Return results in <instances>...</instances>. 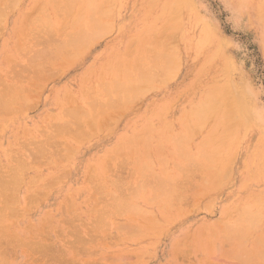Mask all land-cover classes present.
I'll list each match as a JSON object with an SVG mask.
<instances>
[{"label": "rangeland", "instance_id": "1", "mask_svg": "<svg viewBox=\"0 0 264 264\" xmlns=\"http://www.w3.org/2000/svg\"><path fill=\"white\" fill-rule=\"evenodd\" d=\"M86 1L88 0H77L71 5L70 0H0V114H6L0 116V188L11 190V187L16 186L13 184L15 176H11L14 177L13 181L9 177L14 174V169L20 170L14 166L19 167L21 163L25 166L26 162L31 160L29 166H22L25 168L21 170L23 174H19L20 179L24 181L23 184L18 178L19 182L15 180L18 182L16 190L13 188L11 191L6 190L7 193L10 192L9 194L0 190V200L3 196L0 201V264H264V250H262L264 249V19L257 17L254 9L245 4L244 0L179 2L178 5L182 4L179 8H182L180 24L183 33L195 36L203 30H207V33L211 31L208 35L213 40L214 46L218 49L220 47L221 60L213 68H205L204 61L187 47L183 36L176 32L178 27L175 23L167 21L170 20L167 17L168 11L163 9L168 0H116L115 4L111 1L108 3V0L106 1L108 4H104V0ZM101 1H104V6L102 4L101 8L105 9L106 5L109 8L105 9L106 14L113 10L112 5L115 6L114 12L108 14L106 19H104L105 11H102L103 19L100 16L101 8L98 7ZM94 2L99 3L98 7ZM86 3L89 4L85 5ZM89 5L92 6V10ZM80 7L84 10H82L83 15L80 12L82 15L80 18L83 17L84 22L89 20L93 24L99 21L100 29L103 25L113 23L111 26H106L108 29L103 28L105 37L101 35V31H97L98 34L93 31L94 27H98L96 23V26L88 28L95 32V36L100 35L101 38H91L89 31L85 32L90 30L87 28L79 34L88 41L82 44L72 23L76 19V24L83 20H78ZM98 9L100 11H97ZM95 12H98L100 18ZM93 14L94 17L91 16ZM203 25H208L209 27L206 26L208 29L206 27L203 29ZM170 34L173 35L170 36L172 40L162 39L165 38L164 36L169 37ZM70 36L69 41L74 43L73 45L67 43ZM74 36L79 37L80 40L78 38L75 40ZM66 37L68 38L64 41ZM173 37L177 41H173ZM152 40H162L165 43L171 41L169 44L176 46L179 44L180 47H176L178 49H176L178 54L176 60L181 66L177 69L179 72L176 71L178 73L174 75L172 71L176 69L170 71L171 69L164 68V73L168 80L170 79L168 81L163 72L155 68L154 81L158 83L154 82L150 85L154 86L155 90H150L149 86L144 94L143 90L142 97L139 95L141 92H129L132 95H129L128 99L133 100L134 103L128 99L123 100L117 95L113 96L116 90L112 93L106 90L107 81L114 86L115 79L120 80L122 77L125 79L126 76L122 74L126 71L130 73L129 77L132 73L137 75L138 68L131 73L132 63L135 64V68L140 66L141 69L143 67L140 59H144L142 63L153 64L155 56L150 53L149 47L144 48V45L151 44L153 48L162 43L161 41L153 43ZM176 50L174 49V52ZM137 53L140 59L135 56ZM117 58L122 61L119 62L121 75L115 68L116 65L118 67ZM135 58L139 59L140 65L134 62ZM126 60H129L130 66ZM124 63L129 66L127 68L130 72L124 68L126 67ZM108 64H111L112 69L110 65L107 66ZM174 66L177 67L178 62ZM101 68L102 72H100ZM122 68L126 71L122 72ZM223 70L229 72V78L236 91L247 100L246 114H250L252 122L251 127L241 132L238 142L231 143V146H235L224 155L221 165L214 168L217 170L214 174L211 164H207L211 168L205 166L206 163L199 165L198 161H189L187 164L173 156L167 144L158 150L155 142L158 139L166 141L167 136L161 137L158 134L167 127L171 129L174 127L172 130L180 131L184 112L189 111L193 103L195 104L203 93L212 88L214 83L220 82ZM117 73L120 79L116 76ZM135 75L133 74V77ZM159 75H164L166 80ZM170 75L172 78L169 77ZM123 78L121 80H124ZM102 79L103 82L106 81L103 83L104 86L99 84ZM160 80H164L165 84L162 82L160 84ZM92 88L96 92L92 93ZM123 88L121 90L127 91V87ZM87 89L94 94L93 96H97V99L91 97L98 102L94 104V101H90L91 97L88 98ZM97 90L102 96L97 95L99 93ZM83 92H86L85 96L82 95ZM103 94L113 99L112 104L118 105L117 108L111 107L112 104H108L111 102L107 101L103 108L112 109L106 111L100 109L104 104L101 102L97 105L99 99L106 100ZM18 96L22 97L19 99ZM24 98L28 99L26 103L23 102ZM22 99L24 100L20 101ZM8 100L9 103H6ZM15 101L19 103L16 104ZM88 101L96 116L92 115ZM22 103L23 106L24 103L26 104L25 108ZM121 103H128L130 106ZM11 106L20 111L13 113L16 110L11 109ZM69 106L73 107V111L68 108ZM74 107L82 115L81 119L78 116L68 118L74 113ZM98 108L100 112L102 110L104 112H97ZM81 110L87 115L89 112V120ZM67 113L69 114L66 117ZM97 116H99L98 120ZM211 122L215 124L214 121ZM65 130L67 133H64ZM74 131L81 132L82 138L79 137L78 132L77 136L68 135L69 132L74 133ZM146 131L150 138V142H146L149 149L147 155L142 152L146 150L143 148L146 145H142L143 140L140 136ZM87 132L90 133L86 136L88 139L84 137ZM207 132L208 127L198 135H193L191 141H201ZM131 137L134 144L136 146L138 144V149L136 146L134 148V144L132 145ZM138 138L140 143H136ZM130 145L133 146L132 149ZM43 147L46 150L45 154ZM117 147L121 156L117 152L115 154ZM134 149L138 151L136 152L139 161L136 160V152L132 151ZM35 151L37 153L40 151L42 155L36 157ZM124 151L131 152H128V155L125 152V156ZM161 157L163 162L165 160L164 165L160 162L162 159L159 160L160 164L158 162ZM198 160L200 162V159ZM152 161L153 165L150 163ZM142 164L146 169L141 167ZM181 164H184L186 169ZM28 167L33 169L29 170ZM163 169H166L168 175L166 177L172 180L170 185L174 189H171L170 196L168 195L166 199V201L170 200L167 201L170 204L164 200L159 201L157 205L154 203L158 200L152 202L149 198L147 200V197L152 195L151 187L158 185L159 188L161 185L159 177L162 179L165 177L164 172L161 171ZM157 175L159 176L155 182ZM140 179L144 182L147 180V184L150 183L148 185L150 188L143 186L146 187L143 196L140 186L137 185L139 192L133 191L136 190L133 187ZM6 180L11 181L14 186ZM173 193L176 194V198L173 197ZM133 195L137 198L132 199ZM118 198L121 200L130 198L126 203L131 201L129 203L131 205L136 202V206L130 207L127 203L131 211L126 208L127 211H124L120 205L124 201L119 203ZM115 202H118L122 209L118 208L121 216L116 213L113 215L114 210L115 212L118 210L113 206L114 204L112 205ZM5 203L7 206L10 204L9 207L12 209L4 206ZM118 203L117 207H119ZM135 207L138 211L132 210L136 209ZM246 208L251 209L248 214L255 209L259 212L255 217L256 220L253 216L252 219H248V221L254 220V224L252 221L246 222ZM248 229L250 231H247ZM232 232L233 235L230 234ZM240 235L246 238L239 237ZM234 250L236 254L232 255ZM242 250L244 256L239 252Z\"/></svg>", "mask_w": 264, "mask_h": 264}, {"label": "bare ground", "instance_id": "2", "mask_svg": "<svg viewBox=\"0 0 264 264\" xmlns=\"http://www.w3.org/2000/svg\"><path fill=\"white\" fill-rule=\"evenodd\" d=\"M74 1H76L77 2V0H74ZM73 0H72V2H71V0H70V3H71V5L72 4H74L75 2H74ZM92 2H93V0H91ZM90 1V2H91ZM95 1V0H94ZM105 1V2H104ZM103 2H104V4H106L107 2V0H104ZM109 1H111V2H113L112 4H115L116 3V0L114 1H112V0H108V3H111V2H109ZM48 2V1H47ZM86 2H89V0L88 1H86ZM103 2L101 1L100 2V7H98V4L99 3H95V4H97V5H95V6H97L99 9L101 8V6H102V4H103ZM179 2H184V0L182 1V0H180V1H177V0H168L167 1V3H166V5H165V7H164V11L166 10V11H168V18L170 19V20H167V21H170V22H173V23H175V26H177L178 28H176V32H178V34L179 35H182L183 36V39H184V42H185V44L187 45V47L192 51V52H194L195 53V55L199 58V59H202L203 61H204V67L205 68H207V67H210V68H213L214 67V65H216V64H218V62L221 60V52H220V47H219V49L217 48V47H215L214 46V43H213V40L211 39V37H210V35H208L211 31H208V33L206 32V31H204L203 30V32H200V34H198V35H195V36H188V35H186V34H184L183 33V31H182V27H181V24H180V19H181V11H182V8L180 9L179 8V6H181L182 4H180V5H178V3ZM244 2H245V4L247 3L248 5H249V7H251V8H253L254 9V12H255V14L257 15V17H259V18H261V19H264V0H244ZM41 3V2H40ZM107 3V4H108ZM185 3H186V1H185ZM68 4V3H67ZM87 4H89V3H86L85 5H87ZM104 4H103V6H104ZM70 5V4H69ZM110 5L111 4H109L108 6L110 7ZM90 6V9H91V5H89ZM194 6V5H193ZM94 7V6H93ZM97 7H96V9H97ZM115 8V6H113L112 5V7H111V9H113L114 10V8ZM86 8H87V6H86ZM89 8V7H88ZM104 8V7H103ZM103 8H101L100 10L98 9L97 11H100L99 13L101 14L100 16H101V19H103V12L105 11V17H104V19H106L109 15L108 14H111L112 13V11H108V14H106L107 12H106V8L107 9H109L108 7H107V5H106V7H105V9H103ZM193 8V7H192ZM80 11L77 9V13H78V11H79V18L77 17V16H74V17H76V18H78V20L79 19H83V17L82 18H80L84 13H83V7L81 8L80 7ZM110 9V10H111ZM83 10V11H82ZM92 10V9H91ZM93 10H95V8H93ZM103 11V12H102ZM80 12H82L81 14H80ZM89 12H90V10H89ZM114 12V11H113ZM92 13V12H91ZM90 13V14H91ZM97 13V15H98V12H95V14ZM76 14V13H75ZM74 14V15H75ZM89 14V15H90ZM95 14H93V15H91L92 17H94V15ZM160 14H162V13H160ZM77 15V14H76ZM81 15V16H80ZM100 16L98 15L97 17H99L100 18ZM158 16H160V15H158ZM89 17V16H88ZM113 16H111V18H112ZM164 17V16H163ZM96 18V17H95ZM158 18V17H157ZM90 19V18H89ZM97 19V18H96ZM110 19V18H109ZM159 19V18H158ZM85 21V19H83L82 21H80V22H78L77 24H76V22H77V19L73 22L72 21V23H73V27H74V29H75V31H76V33H77V36H79L80 38H81V40L79 39V37H76V36H74V39L76 40L77 38H78V40H80L81 42H82V44H84V43H86V42H88V41H86V39L84 40L83 39V37L81 36V35H79V34H81L83 31H85L88 27H90V26H96V25H98V27L96 26V27H94V29H93V31L95 30V32L98 34L99 32H97V31H101L100 33H102L101 35L103 36L104 35V33L102 32V31H104L105 32V30L106 29H108V27H106V26H109L110 24H109V22H108V24L109 25H107L106 24V26L105 25H103V26H105V27H103V26H101V29H100V22L99 21H97V22H93V24H91L92 22L91 21H87V22H84ZM92 21H93V19H92ZM110 21H111V19H110ZM98 22H99V24H98ZM105 22V21H104ZM199 22H200V20H199ZM198 22V23H199ZM97 23V24H96ZM107 23V22H106ZM110 23H112V22H110ZM168 23V22H167ZM197 23V22H196ZM197 23V24H198ZM203 23V22H202ZM96 24V25H95ZM113 24V23H112ZM111 24V25H112ZM166 24V23H165ZM197 24H195V25H197ZM110 25V26H111ZM167 26V25H166ZM171 26V25H170ZM175 26H173V27H175ZM206 26H208V25H206ZM206 26H204L203 25V29L206 27ZM92 27V28H93ZM209 27V26H208ZM208 27H206V29H208ZM72 28V27H71ZM97 28H99L98 30H97ZM105 30H104V29ZM110 28V27H109ZM88 29H90V30H86L85 32H87V31H89L88 32V34L90 33V36H91V38H95V37H100L101 38V36L100 35H98V36H95L94 34H95V32H93L92 31V29L91 28H88ZM112 29H113V27H112ZM202 29V28H201ZM72 30H73V28H72ZM210 30V29H209ZM90 31H92V33H93V37H92V33L90 32ZM187 32V31H186ZM70 33H72L71 31H70ZM69 33V34H70ZM107 33V32H106ZM105 33V34H106ZM145 33V32H144ZM173 34V33H172ZM69 36V35H68ZM106 35H104V37H105ZM147 36V35H146ZM169 37H167V36H164L165 38H162L163 40L164 39H167L168 40V38H169V40H172V39H170V36L172 37L173 35H168ZM76 37V38H75ZM176 37V36H175ZM67 38L68 37H66L65 38V40L64 41H66L67 40ZM145 38V37H144ZM71 39V36L68 38V40L67 41H69ZM96 39V38H95ZM134 39V38H133ZM143 39V38H142ZM72 40H73V37H72ZM71 40V41H72ZM82 40H84V42L82 41ZM174 40H176L177 41V39H175L174 37H173V41ZM74 41V40H73ZM131 41V40H130ZM152 41H154L153 43H156V42H159L160 43V41H161V43L162 44H160V46H158V47H153L152 48V45L150 44V45H144V48L145 47H149V51H150V53H152L155 57V60H154V62H153V64L151 63V64H148V63H142V61H144V59H140V56L138 55V53H140V51H138V53H137V55L139 56H137V55H135L137 58H139L140 60H142V61H140L141 63V65H142V67L143 68H141V69H139L140 68V66H138V67H134V65H133V63H132V70H131V73H132V71L134 70H136L137 68H138V70L140 71H138L137 70V75H135V73H132V76L131 77H129V74L130 73H128L125 69H128L129 68V66H130V62H129V60H126V63H127V61H128V64H129V66H126V64H125V66L126 67H124V68H122L121 70H122V72H124L123 70H125L126 71V73L124 72V74H122V76H126L125 77V79L124 80H121L122 78L120 77V73H121V71H120V67L121 66H119L120 65V63L122 62V61H120V60H118V58H117V61L118 62H116L117 64H118V67H117V65H116V69H117V72H119V74L117 75L116 74V76H119L118 78L120 79V80H114V82H112V83H114V86H111V82H108L107 81V85H105V88H106V90H108L109 92H113L114 90H116L115 92H113L114 94H113V96L114 95H117L119 98H122L123 100L125 99V100H127L128 98H129V95H132L131 93L132 92H137V93H140L139 95L142 97V95L146 92V88H148L151 84H153L155 81V78H156V76H155V68L156 69H158L159 71H161V73L163 72V74L166 76V78H167V75L164 73V71H163V69L164 68H169V69H171L170 71H172V70H175V71H172V73H174V75H175V73H176V71H178L177 69H179V67H181L180 66V63H179V61H177L176 60V58L178 59V54H177V48L178 47H180L179 46V44H177L178 46H176V45H174V44H169L170 42L168 41V43H165V41L164 42H162V40H152ZM152 41H151V43H152ZM156 41V42H155ZM175 41V42H176ZM76 42V41H75ZM174 42V43H175ZM65 43V42H64ZM67 43H71L70 41L69 42H67ZM78 43H79V41H78ZM152 43V44H153ZM173 43V42H172ZM72 45L74 44V43H71ZM81 44V45H82ZM176 44V43H175ZM78 45H80V44H78ZM156 45V44H155ZM175 46V48H174V46ZM69 46H71V45H69ZM170 46H172V47H170ZM219 46H220V44H219ZM177 47V48H176ZM132 49V48H131ZM174 49L176 50L175 52H174ZM145 50V49H144ZM127 51H128V49H127ZM127 51H125V52H127ZM143 51V50H142ZM141 51V52H142ZM125 52H124V54H125ZM180 52V51H179ZM178 52V53H179ZM145 53H147V51H145ZM145 53H142V54H145ZM126 54H128V53H126ZM141 54V53H140ZM148 54V53H147ZM146 54V55H147ZM177 54V55H176ZM149 55V54H148ZM147 55V56H148ZM130 56V55H129ZM142 57L144 58V55H142ZM141 57V58H142ZM149 57V56H148ZM150 57H151V55H150ZM137 58H135L134 59V62L135 63H137V64H139V59H137ZM180 59H181V56L179 57ZM146 59H148V58H146ZM152 60V59H151ZM131 61V60H130ZM149 61V60H148ZM178 62V66L177 67H175L174 66V64L175 63H177ZM120 62V63H119ZM38 63V62H37ZM139 64V65H140ZM143 64H145V65H143ZM194 64V63H193ZM111 66V64H108L107 66ZM145 66H147V67H145ZM173 66V68H171ZM128 67V68H127ZM175 67V68H174ZM38 68V67H37ZM226 68V67H225ZM28 69V68H27ZM110 69V68H109ZM111 69H112V66H111ZM110 69V70H111ZM114 69V68H113ZM119 69V70H118ZM161 69V70H160ZM25 70V69H24ZM92 70V69H91ZM227 71H228V69H226ZM107 71H109V70H107ZM112 71V70H111ZM128 71L130 72V70L128 69ZM158 71V72H159ZM227 71H225V70H223L222 72H221V74H222V76L220 77L221 79H220V82H216V83H214V86L212 87V88H210L208 91H206L205 93H203L200 97H199V99L197 100V102L194 104L193 103V105H192V107H191V109L189 110V111H187V112H184V115H183V117L181 118V123H182V127H181V129H180V131L179 130H177V131H175V130H172L170 127H167V128H165V130H163V132H161V133H159L158 134V136H160L161 135V137H165V136H167V139H166V141H163L162 139H158V140H156L157 142H155V140H154V142L155 143H157V145H158V150L159 149H161V147L162 146H164V144H167V146H169V148L171 149V154L173 155V156H175V157H178V158H180V159H182L183 160V162H185V163H187V162H195V161H198V163H199V165H200V163H203V164H205V166H207L208 167V165L207 164H211L210 166H212V168L214 169L215 167L216 168H218L220 165H221V161H222V158L224 157V155L228 152V151H231V147L233 148V146H235V145H233V146H231L234 142V144H236V142H238V137L240 136V134H241V132L244 130V129H247L248 127H251V116H249V115H247L246 114V111L248 110V108H246L248 105H247V100L245 99V97L244 96H241L237 91H236V88L234 87V84L231 82V80H230V78H229V72H227ZM100 72H102V68H101V71ZM113 72V71H112ZM157 72V73H158ZM179 72V71H178ZM177 72V73H178ZM108 73V72H107ZM156 73V74H157ZM160 73V72H159ZM160 73V74H161ZM176 73V74H177ZM100 74H102V73H100ZM126 74V75H125ZM133 74L135 75L134 77H133ZM111 75V74H110ZM128 75V76H127ZM164 75H159L162 79H164V80H166V78H165V76ZM200 75V74H199ZM158 76V75H157ZM201 76V75H200ZM99 77H100V75H99ZM102 77H104V74H103V76ZM101 77V78H102ZM129 77V78H128ZM159 77V78H160ZM169 77H171V75L169 76ZM114 78V77H113ZM160 78V79H161ZM172 78V77H171ZM42 79V78H41ZM100 79V78H99ZM218 79V78H217ZM216 79V80H217ZM156 80H159V79H156ZM163 80V81H164ZM167 80H168V78H167ZM170 80V79H169ZM168 80V81H169ZM219 80V79H218ZM217 80V81H218ZM163 81H161L160 80V84H162V83H164ZM101 82V83H100ZM99 82V84L101 85H103V83H106V81H104L103 82V79H102V81H100ZM162 82V83H161ZM165 82H167V81H165ZM16 83V82H15ZM32 83V82H31ZM108 83H110V84H108ZM155 83H158V82H155ZM98 84V83H97ZM165 84V83H164ZM37 85V84H36ZM100 85H99V87H100ZM103 85V86H104ZM102 86V88L103 89H105L104 87ZM108 86V87H107ZM109 86H111V90H109L108 88H109ZM117 86V87H116ZM123 87H127V91H125V90H123L124 88ZM152 86H150L149 88H150V90H155V88H154V86L151 88ZM96 88V87H95ZM116 88V89H115ZM121 88H123L122 90H121ZM157 88V87H156ZM159 88V87H158ZM25 89V88H24ZM92 89H93V91H92ZM91 89V92L93 93V92H96V91H94V88H92ZM22 90V89H21ZM88 90V93L90 94L91 92H90V90L89 89H87ZM143 90H144V92H143ZM148 90V92L150 93V90L149 89H147ZM152 90V91H153ZM98 91V90H97ZM18 92V91H17ZM24 92V91H23ZM99 92V91H98ZM127 92L129 93V92H131V93H129V94H127ZM142 92H143V94H142ZM5 93V92H4ZM14 93V92H13ZM84 93H86V92H83L82 93V95L84 94ZM91 93V94H92ZM87 94V96H88V98H89V96L91 97H96V99H97V96H93L94 94ZM98 94H100L101 96H102V94H101V92H99V93H97V95ZM4 95V94H3ZM72 95V94H71ZM86 94H84V96H85ZM104 96H105V94H103ZM10 96V98H11V95H9ZM68 96H70V93H69V95ZM135 96H138V94H135ZM1 97V96H0ZM12 97H14V95H12ZM16 97V96H15ZM19 97V96H18ZM22 97V96H21ZM21 97H19V99L21 98ZM26 97V96H25ZM90 98L91 100V102H93L94 104L96 103V102H98V101H95V98H94V100H93V98ZM108 96H105V99L106 100H102V98L101 99H99V103L97 104V105H100V103L102 102L104 105L101 107L100 106V109L101 108H103V107H105L106 105V102L107 101H110L111 103H109L108 102V104H112V101L114 102V100L112 99H109V98H107ZM72 97H70V99H71ZM16 99H17V97H16ZM25 99V98H24ZM24 99H22V100H20V101H23ZM67 99V98H66ZM109 99V100H108ZM136 100H137V98H135ZM12 100V99H11ZM131 101V99H128V101ZM9 101L10 100H8V101H6V103L8 102L9 103ZM13 101V100H12ZM18 101V100H17ZM26 101H28V99L26 100H24L23 102H25L26 103ZM72 101V100H71ZM104 101V102H103ZM135 101V100H134ZM3 102V101H2ZM5 102V101H4ZM16 102V101H15ZM14 102V103H15ZM68 102H69V98H68ZM86 102V101H85ZM115 102H117V101H115ZM131 102H133V100L131 101ZM19 103V102H18ZM17 102H16V104H18ZM24 103V106L26 105ZM134 103V102H133ZM74 104H75V100H74ZM88 106L90 107V103H89V101H88ZM93 104V105H94ZM121 104H123V105H125L124 103H121ZM121 104H119V105H121ZM128 104V103H127ZM126 104V105H127ZM4 105H7V104H5L4 103ZM3 105V106H4ZM71 105V104H70ZM97 105H96V107H97ZM129 105V104H128ZM127 105V106H128ZM18 106V105H17ZM19 106H20V104H19ZM22 106H23V103H22ZM23 106V107H24ZM75 107L77 106H80V105H74ZM114 106V108L116 107L117 108V106H116V104L114 105V104H112V106L111 107H113ZM130 106V105H129ZM133 106V105H132ZM131 106V107H132ZM26 107V106H25ZM24 107V108H25ZM75 107H74V113H76L77 112V110H75ZM91 107H92V105H91ZM90 107V109H91V112H92V115L94 114L95 115V113H93V108H91ZM94 107V106H93ZM95 107V108H96ZM109 108V107H107V109H112V108ZM3 108V107H2ZM12 108H14V107H12L11 106V109ZM19 108V107H18ZM22 108V107H21ZM67 108V107H66ZM69 109L71 108V110L73 111V107H71V106H69L68 107ZM95 108H94V110H95ZM124 108V107H123ZM127 108V107H126ZM129 108V107H128ZM127 108V109H128ZM4 109H5V107H4ZM9 109H10V104H9ZM20 109V108H19ZM104 109V108H103ZM107 109H104L105 111L107 110ZM122 109V108H121ZM13 110H16V111H14L13 113H17L18 111H20V110H17L16 108H14ZM79 110V109H78ZM104 110H102L103 112H104ZM124 110V109H123ZM2 111V110H1ZM5 111H7V109H5ZM24 111V110H23ZM76 111V112H75ZM82 112H83V110H81ZM96 111L98 112L99 111V108H98V110L96 109ZM102 111L100 112V113H102ZM120 111V110H119ZM10 112V111H9ZM12 112V111H11ZM10 112V113H11ZM117 112V111H116ZM182 112H183V110H182ZM9 113V114H10ZM12 113V114H13ZM48 113V112H47ZM51 113V112H50ZM74 113H71L69 116H68V114L69 113H67L65 116L67 117L68 116V118L69 119H72L71 117H73L74 116V118L75 117H80V119H81V114H80V112H77L75 115H74ZM78 113H79V115H78ZM84 113V112H83ZM82 113V114H83ZM248 113V112H247ZM58 114V113H57ZM73 114V115H72ZM84 114H86V113H84ZM3 116V115H6V114H0V116ZM8 115V114H7ZM87 115V114H86ZM90 114H89V112H88V115L86 116L88 119L87 120H89V116ZM91 115V117H93ZM182 115V114H181ZM96 116V115H95ZM85 116L83 115V118H84ZM98 117L99 116H97V120H98ZM250 117V118H249ZM83 120V119H82ZM87 120H86V122H87ZM64 121V120H63ZM69 121V120H68ZM178 121H179V118H178ZM211 121H214V123L215 124H212V122ZM65 122V121H64ZM70 122V121H69ZM94 122V121H93ZM87 123H89V121L87 122ZM170 122H168V124H169ZM211 123V124H210ZM58 124H60V123H58ZM88 125V124H87ZM151 125V124H150ZM149 125V126H150ZM153 125V124H152ZM253 125V124H252ZM168 126V125H167ZM170 126V125H169ZM2 127V126H1ZM63 127V126H62ZM78 128H79V126H77ZM95 127V126H94ZM153 127V126H152ZM206 127H208V132H207V134H205L204 136L205 137H203V139H201V141H199V142H193V141H191L192 140V136L193 135H198L203 129H205ZM25 128V127H24ZM76 128V127H75ZM88 128H90V127H88ZM60 129V128H59ZM92 128H90V130H91ZM99 129V128H98ZM156 129V128H155ZM155 129H153V130H155ZM72 130V129H71ZM93 130V129H92ZM146 130V129H145ZM57 131V130H56ZM96 131V130H95ZM55 132V131H54ZM59 132V131H58ZM63 132V131H62ZM73 132V131H72ZM70 133L69 132V134L68 135H72V134H78L79 133V137H81V132H79V131H74V133ZM78 132V133H77ZM93 132H94V130H93ZM154 132V131H153ZM64 133H67L66 132V130H65V132ZM151 133V132H150ZM149 133V134H150ZM157 133V132H156ZM243 133V132H242ZM60 134H62V133H60ZM82 134H84V133H82ZM90 133L89 132H87V135L86 134H84V135H82V136H84V137H86V136H88ZM57 135V134H56ZM63 135V134H62ZM93 135V134H92ZM139 135V134H138ZM55 136V135H54ZM77 136V135H76ZM94 136V135H93ZM92 136V137H93ZM141 137H142V140H143V143H142V145L143 144H147L146 142H150V138L148 137L149 135H148V131H146L145 133H143V134H141L140 135ZM152 136V135H151ZM56 137V136H55ZM90 137V136H89ZM153 137V136H152ZM82 138V137H81ZM87 138V137H86ZM86 138H84V140L86 139ZM157 138H160V137H157ZM194 138V137H193ZM75 139H77V138H75ZM88 139V138H87ZM86 139V140H87ZM83 140V139H82ZM135 140V139H134ZM140 139L138 138V140L136 141V143L137 142H139L140 143V141H139ZM25 141V140H24ZM62 141V140H61ZM79 141H80V139H79ZM128 141H129V139H128ZM127 141V142H128ZM130 141H133V139H132V137H131V140ZM257 141H258V139H257ZM41 142V141H40ZM63 142V141H62ZM66 142V141H65ZM145 142V143H144ZM233 142V143H232ZM256 142V141H255ZM29 143H31V142H29ZM129 143V142H128ZM132 143V142H131ZM135 142L133 141V143H132V145L134 144ZM232 143V144H231ZM46 144V143H45ZM149 144V143H148ZM34 145H35V143H34ZM66 145H69L68 143H66ZM120 145V144H119ZM128 145V144H127ZM154 145H156V144H154ZM49 146V145H48ZM116 146V145H115ZM117 146H118V144H117ZM131 146V145H130ZM136 145L134 144V148H136L137 146H138V144H137V146L135 147ZM147 146L148 145H146L145 147L143 146V148H146V150L144 151V150H142V152L144 153V154H146L147 155V153L149 152V149H147ZM36 147V146H35ZM37 147H38V145H37ZM42 147V146H41ZM50 147V146H49ZM120 147V146H119ZM132 147L133 146H131V148L130 149H132ZM139 147V146H138ZM138 147H137V149H138ZM160 147V148H159ZM24 148V147H23ZM47 148V147H46ZM123 148H125V147H123ZM149 148V147H148ZM237 148V147H236ZM27 149V148H26ZM34 149V148H33ZM117 149H118V147L115 149V154H116V152H117V154L119 155V156H121L119 153H118V151H117ZM37 150V149H36ZM38 150H39V148H38ZM42 149L40 148V151H41ZM45 149H44V147H43V151H44ZM70 150V149H69ZM113 150H114V148L112 149V152H113ZM123 150V149H122ZM125 150V149H124ZM39 151V152H40ZM132 151H135V149L134 150H132ZM137 151V150H136ZM135 151V152H136ZM33 152V151H32ZM36 152V157H40L41 155H42V151L38 154L37 153V151H35ZM45 152H46V150L44 151V154H45ZM54 152V151H53ZM75 152V151H74ZM112 152H111V155H112ZM125 152H126V154L128 153V152H131V151H124L123 152V154L125 155ZM138 152V151H137ZM137 152H136V155H137ZM161 152H163V151H161ZM17 153V152H16ZM50 153V152H49ZM55 153V152H54ZM70 153V152H69ZM133 153V152H132ZM131 153V154H132ZM51 154V153H50ZM166 154V153H165ZM16 155V154H15ZM27 155H29V154H27ZM34 155V156H35ZM39 155V156H38ZM108 155V154H107ZM110 154L108 155V156H111ZM128 155V154H127ZM145 155V156H146ZM12 156H14V155H12ZM25 156V155H24ZM123 156V155H122ZM126 156V155H125ZM132 156V155H131ZM144 156V157H145ZM148 156L150 157V154H148ZM148 156H146L147 158H148ZM262 156V155H261ZM15 157H17V156H15ZM117 157V156H116ZM145 157V158H146ZM160 157V156H159ZM17 158H19V157H17ZM46 158V157H45ZM137 159L136 160H138L139 161V159H138V155H137V157H136ZM163 157H161V158H157L158 159V162H159V160L160 159H162ZM21 159V158H20ZM22 159H24V157L22 158ZM36 159H38V158H36ZM63 159V158H62ZM164 159H166L165 157H164ZM198 159H200V162H199V160ZM264 159V158H263ZM58 160V159H57ZM68 160H69V158H68ZM107 160V159H106ZM17 161V160H16ZM22 161V160H21ZM31 161V160H30ZM30 161H28V162H26V164L27 165H25L26 167L27 166H29V162ZM123 161V160H122ZM125 161V160H124ZM174 161V160H173ZM24 162H25V160H24ZM136 162V161H135ZM147 162V161H146ZM161 163H162V165H164V162H165V160H164V162H163V159L160 161ZM160 162H159V164H160ZM228 162V161H227ZM18 163H20V161H18ZM39 163V162H38ZM139 163V162H138ZM150 163H152L151 165H153V161L152 162H150ZM175 163V162H174ZM184 163V164H185ZM197 163V162H196ZM144 165H145V163H143ZM142 164V168L143 169H146V167L144 166ZM166 164V163H165ZM184 164L182 165L183 167H184ZM188 164V163H187ZM203 164H201L202 166H203ZM179 165V164H178ZM180 165V166H181ZM190 165V164H189ZM191 165H192V163H191ZM253 165V164H252ZM22 166H24V164L22 165V163L19 165V167L18 166H14L15 168L17 167V169L19 168L20 170H17V171H20L21 173H19V172H17L16 171V169H14V174L13 175H10L9 177H11V176H15V180H17L18 182H19V180L22 182V184L24 183V181H23V179L21 178L20 179V176H19V174H23V171H21L23 168H22ZM31 166H33V165H31ZM146 166H147V164H146ZM181 166V167H182ZM195 166H197V165H195ZM209 166V167H210ZM34 167V166H33ZM33 167L31 168L30 167V169H33ZM149 167V166H148ZM152 167V166H151ZM159 167V166H158ZM178 167V166H177ZM180 167V168H181ZM208 167V168H209ZM161 168V167H160ZM185 168V167H184ZM200 168V167H199ZM211 168V167H210ZM25 169V168H24ZM23 169V170H24ZM28 169H29V167H28ZM29 169V170H30ZM167 169V168H166ZM166 169H163V170H161V171H163L164 172V174H165V177L162 179V177L160 178L159 177V179L161 180H158V182L157 183H159V181H160V183L159 184H161L160 186H159V188H157L158 187V185H157V187L156 186H154V188H152L151 187V191H152V195H151V197H147V200H148V198H149V200L150 201H154V200H158L156 203H154V204H157L158 205V203H159V201H164L165 200V202H167V201H169L170 202V200H167L166 201V199L168 198V195L170 196V193H171V189H174V188H171V182L170 181H172V180H170L169 178H167L168 177V175L166 174ZM183 169V168H182ZM186 169V168H185ZM12 170V169H11ZM93 170V169H92ZM108 170V169H107ZM170 170V169H169ZM168 170V171H169ZM180 170V169H179ZM205 170V169H204ZM208 170H210V169H208ZM13 171V170H12ZM11 171V172H12ZM154 171V170H153ZM181 171V170H180ZM183 171V170H182ZM185 171V170H184ZM214 171V174H216L217 172V170L216 169H214L213 170ZM262 171V170H261ZM90 172H94V171H90ZM189 172V171H188ZM13 173V172H12ZM18 173V174H17ZM149 173V172H148ZM260 173V172H259ZM263 173V172H262ZM16 174L18 175L17 177H16ZM90 174V173H89ZM171 175V174H170ZM183 175H184V173H183ZM182 175V176H183ZM95 176V175H94ZM145 176V175H144ZM143 176V177H144ZM158 176L159 175H157L156 176V179H155V182H156V180H157V178H158ZM167 176V177H166ZM221 176V175H220ZM31 177V176H30ZM139 177V176H138ZM138 177H137V179H138ZM141 177V176H140ZM151 178H152V176H150ZM155 177V176H154ZM154 177H153V179H154ZM212 177H213V175H212ZM2 178H3V176H2ZM12 179H11V181H13V179H14V177H11ZM18 178H19V180H18ZM54 178V177H53ZM96 178H97V176H96ZM145 178H147V176L145 177ZM176 178V177H175ZM187 178V177H186ZM209 178H211V176H209ZM31 179H33V177H31ZM30 179V180H31ZM117 179V178H116ZM181 179V178H180ZM13 181V184H15L16 186H14V185H12V183H11V181L9 182L8 180H6L7 182H9V183H11V185L12 186H14V187H11V190H12V188L14 189V190H16L15 188H17V185H18V182L17 181ZM55 180V179H54ZM99 180V179H98ZM141 180V179H140ZM140 180H139V182H137L136 183V185H135V187H133V188H136V190L134 189L133 191H138L139 192V187L138 186H140V189L142 190V194H141V196H143V192H145V188L146 187H143L144 185L145 186H148L149 184H147V180L146 179H144V180H146L145 182L143 181V180H141V184L139 185V183H140ZM60 181H61V179H60ZM143 181V182H142ZM151 181V180H150ZM6 182V183H7ZM17 182V183H16ZM113 182V181H112ZM114 182H115V180H114ZM149 182V181H148ZM154 181H153V183H155ZM162 182V183H161ZM55 183V182H54ZM144 183V184H143ZM147 185H146V184ZM157 183H155V184H157ZM173 183V182H172ZM176 183H177V180H176ZM184 183V182H183ZM21 184V183H20ZM116 184H118V182L116 183ZM178 184V183H177ZM181 184V183H180ZM185 184V183H184ZM103 185V184H102ZM113 185H115V184H113ZM138 185V186H137ZM0 186H1V184H0ZM121 186V185H120ZM129 186V185H128ZM131 186V185H130ZM143 188H142V187ZM8 187L10 188V186H9V184H8ZM18 187H20V185L18 186ZM138 187V188H137ZM149 187V186H148ZM129 188V187H128ZM150 188V187H149ZM181 188V187H180ZM185 188V187H184ZM2 189V191L4 190V191H6V190H9V191H11L10 189H8V188H3V187H1L0 188V190ZM104 189V188H103ZM157 189V190H156ZM89 190V189H88ZM131 190H132V188H131ZM144 190V191H143ZM2 191H1V193H2ZM101 191V190H100ZM118 191V190H117ZM123 191V190H122ZM129 191V190H128ZM132 192V191H131ZM138 192H137V195H138ZM141 192V191H140ZM5 193V192H4ZM10 193V192H9ZM9 193H7V191H6V194H9ZM97 193H98V191H97ZM96 193V194H97ZM124 193V192H123ZM176 193H178V191L176 192ZM112 194V193H111ZM110 194V195H111ZM134 194V193H133ZM174 195H173V197H175L176 198V194L175 193H173ZM180 194V193H179ZM1 195H3V194H1ZM5 195V194H4ZM120 195V194H119ZM122 195V194H121ZM126 195H127V193H126ZM135 195H136V193H135ZM135 195H133L132 196V199H136V198H134V196ZM95 196V195H94ZM124 196V195H123ZM140 196V197H141ZM171 196H172V194H171ZM8 197V196H7ZM10 197V196H9ZM101 197V196H100ZM113 197V196H112ZM116 197V196H115ZM119 197V196H118ZM129 197V196H128ZM183 197H184V195H183ZM25 198L27 199V196H25ZM90 198V197H89ZM179 198H182V197H180L179 196ZM179 198H178V200H179ZM2 199H3V196H2ZM1 199V200H2ZM9 199V198H8ZM92 199V198H91ZM101 199V198H100ZM119 199V203L123 200L124 202H123V204L125 205H123V204H121L120 203V205H122L121 207H122V209L124 208V211L126 210V209H128V208H130V207H132L131 205H134V206H136L135 204H136V202L135 203H131V205L129 204L130 202H127L128 203V205H130V207L127 205V203H126V201H129L130 200V198L128 199V198H126V200H124V199H122L121 200V198H118ZM117 199V200H118ZM128 199V200H127ZM0 200V201H1ZM4 200H6L5 198H4ZM116 200V201H117ZM10 201V200H9ZM115 200H113V202H114ZM136 201H138V200H136ZM255 201V200H254ZM6 202H7V200H6ZM13 202V201H12ZM87 202V201H86ZM99 202V201H98ZM164 202V203H165ZM169 202H167V203H169ZM14 203V202H13ZM108 203V202H107ZM115 203H116V205H115ZM115 203H112V205L113 206H116L115 208H120V210H122L121 209V207H120V205H119V203L118 202H115ZM117 203H118V206L119 207H117ZM163 203V204H164ZM179 203V202H178ZM9 204V203H8ZM162 204V205H163ZM170 204V203H169ZM10 205V204H9ZM9 205L7 206L6 205V203H5V205L4 206H6V207H8V209L9 208H11L12 209V207H9ZM111 205V204H110ZM126 205H127V207H126ZM171 205H172V203H171ZM256 205H258V202H257V204ZM260 205V204H259ZM99 206V205H98ZM133 206V207H134ZM161 205H159V207H160ZM243 206H245V205H243ZM253 206V205H252ZM262 206V205H261ZM137 207H139V206H137ZM137 207H135L136 209H132V210H137L138 208ZM141 207V206H140ZM139 207V208H140ZM164 207H165V205H164ZM236 207V206H235ZM254 207V206H253ZM115 208H112V210H114ZM126 208V209H125ZM142 208V207H141ZM144 208V207H143ZM172 208V207H171ZM178 208V207H177ZM250 208H251V206H250ZM259 208H260V206L257 208L258 210H259ZM93 209V208H92ZM107 209V208H106ZM131 209V208H130ZM130 209H128V210H130ZM180 209V208H179ZM245 209V208H244ZM247 209V208H246ZM1 210V209H0ZM94 210V209H93ZM96 210V209H95ZM99 210V209H98ZM105 210V209H104ZM120 210L118 209L116 212H115V210H114V212H113V215L116 213V215H119V216H121L122 214H121V212H120ZM141 210V209H140ZM145 210V209H144ZM251 209H247V213L245 214V218H246V220H245V218H244V221H246V222H251L252 220H249L248 221V219H252V216L254 217V220H256L255 219V217H257L258 216V214L257 213H259L258 211L256 212V209L253 211V212H255V213H253V212H250V214H252V215H250V214H248V211H250ZM13 211V210H12ZM123 211V212H124ZM127 211V210H126ZM131 211V210H130ZM138 211V210H137ZM142 211V210H141ZM145 211H147L148 212V210L146 209ZM150 211V210H149ZM112 212H109V213H112ZM135 212V211H134ZM133 212V213H134ZM100 213V212H99ZM118 213V214H117ZM120 213V214H119ZM130 213V212H129ZM144 213V212H143ZM142 213V214H143ZM11 214V213H10ZM105 214V213H104ZM144 214H151L150 212L149 213H144ZM153 214V213H152ZM239 214V213H238ZM248 214V215H247ZM254 214H256V215H254ZM103 215V214H102ZM102 215H100V217L102 216ZM110 215V214H109ZM131 215V214H130ZM179 215H181V214H179ZM250 215V216H249ZM134 216V215H133ZM246 216H248V218L246 217ZM4 217V216H3ZM104 217V216H103ZM105 217H107V216H105ZM110 217V216H109ZM131 217V216H130ZM251 217V218H250ZM5 218V217H4ZM258 219V218H257ZM253 220V221H254ZM259 220V219H258ZM252 221V222H253ZM235 222V221H234ZM7 224V223H6ZM9 224V223H8ZM7 224V225H8ZM245 224V223H244ZM253 224H254V222H253ZM252 224V225H253ZM6 225V226H7ZM12 225V224H11ZM71 225V224H70ZM98 225V224H97ZM100 225V224H99ZM245 225H247V224H245ZM244 225V226H245ZM5 226V227H6ZM8 227V226H7ZM238 227V226H237ZM99 228V227H98ZM227 228V227H226ZM236 228V227H235ZM239 228V227H238ZM250 228V227H249ZM228 229V228H227ZM242 229H244V228H242ZM251 229V228H250ZM5 230V229H4ZM34 230V229H33ZM240 230V229H239ZM231 231V230H230ZM232 231H234L233 229H232ZM237 231V230H236ZM235 231V232H236ZM242 231V230H241ZM247 231H250L249 229L247 230ZM11 232V231H10ZM13 232V231H12ZM238 232V231H237ZM243 232V231H242ZM242 232H241V234H242ZM2 234V233H1ZM12 234V233H11ZM231 235H233V232L232 233H230ZM239 234V233H238ZM6 235V234H5ZM37 235V234H36ZM231 237V236H230ZM235 237L237 238V236L235 235ZM239 237H242V238H244L245 236H242V235H240ZM14 238V237H13ZM37 238V237H36ZM79 238V237H78ZM232 238V237H231ZM246 238V237H245ZM244 238V239H245ZM3 239V238H2ZM76 239V238H75ZM239 239V238H238ZM237 239V240H238ZM243 239V240H244ZM260 239V238H259ZM28 240V239H27ZM87 240V239H86ZM190 240V239H189ZM246 240H248V239H246ZM72 241V240H71ZM239 241V240H238ZM90 242V241H89ZM248 242V241H247ZM256 242V241H255ZM260 242V241H259ZM264 242V241H263ZM43 244V243H42ZM238 244V243H237ZM240 244H242V243H240ZM245 244H247V243H244V245ZM256 244L257 243H255V246H256ZM264 244V243H263ZM263 244H262V246H263ZM39 245V244H38ZM84 245V244H83ZM243 245V246H244ZM260 245V244H259ZM82 246V245H81ZM37 247V246H36ZM39 247H40V245H39ZM264 247V246H263ZM48 248V247H47ZM237 248V247H236ZM235 248V250L237 251V249ZM240 248H241V245H240ZM72 249H73V246H72ZM75 249V248H74ZM242 249H246V248H242ZM258 249H259V246H258ZM87 250V249H86ZM176 250V249H175ZM235 250L233 251L234 253L232 254V255H235L236 254V252H235ZM238 250H240V249H238ZM262 250H264V249H262ZM262 250H260V252L262 251ZM53 251V250H52ZM34 252V251H33ZM239 252H241V256H244L243 254H244V252H243V250L242 251H239ZM243 252V253H242ZM258 252V251H257ZM56 253V252H55ZM237 253H238V251H237ZM58 254V253H57ZM229 254V253H228ZM245 254H246V251H245ZM261 254V253H260ZM231 255V254H230ZM263 255H264V253H263ZM52 257V256H51ZM64 257V256H63ZM75 257V256H74ZM178 257V256H177ZM71 258V257H70ZM52 259V258H51ZM58 259V258H57ZM70 260H72V259H70ZM47 261V260H46ZM45 261V262H46ZM36 262V261H35ZM56 262V261H55ZM62 262V261H61ZM47 264V263H46ZM65 264V263H64Z\"/></svg>", "mask_w": 264, "mask_h": 264}]
</instances>
